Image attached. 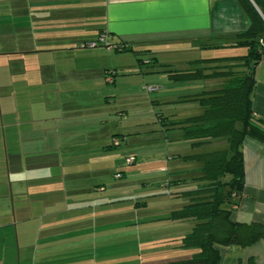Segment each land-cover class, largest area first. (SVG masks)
<instances>
[{"label":"crops","instance_id":"crops-1","mask_svg":"<svg viewBox=\"0 0 264 264\" xmlns=\"http://www.w3.org/2000/svg\"><path fill=\"white\" fill-rule=\"evenodd\" d=\"M248 25L234 0H0V264H168L179 261L181 250L193 254L181 246L193 223L169 216L187 205L180 197L190 203L203 188L201 172L198 188L182 194H150L164 185L153 184L137 196H116L113 191L131 183L105 182L108 152L122 148L136 157L148 138L142 127L148 111L144 119L140 112L128 119L133 132L107 128L116 113L124 119L129 111L118 92L125 84L117 70L126 71L119 53L130 52L124 47H143L141 55L152 52L146 47H163L165 54L142 60L159 69L150 73L159 76L153 104L194 102V117L200 107L192 97L224 81L206 75L247 54L235 43ZM101 32L123 49L87 48ZM196 70L198 78H169ZM255 81L252 112L264 120V56ZM186 118L155 113L153 119L162 133L178 130L174 141L180 142L183 130L176 124ZM227 148L225 139L212 140L194 155ZM241 151L244 189L230 219L264 225V145L245 138ZM218 251L220 264H264V240Z\"/></svg>","mask_w":264,"mask_h":264},{"label":"trees","instance_id":"trees-1","mask_svg":"<svg viewBox=\"0 0 264 264\" xmlns=\"http://www.w3.org/2000/svg\"><path fill=\"white\" fill-rule=\"evenodd\" d=\"M234 1L249 22L247 30L237 35L235 46L245 47L247 54L227 59V62L235 63L219 66L206 75L224 81L213 91L193 96L200 113L176 124L181 126L184 140L191 142L193 148L219 139H225L228 148L188 157L201 164L204 186L192 195L189 204L173 211L169 219L193 223L181 246L195 252L188 260L168 264H220L218 248H244L264 240V225L239 224L230 219L231 210L244 189L243 141L251 138L264 145V120L254 118L252 112L255 70L264 56V0ZM124 50L132 51L129 47ZM199 74L196 70L169 78L191 80Z\"/></svg>","mask_w":264,"mask_h":264},{"label":"rangeland","instance_id":"rangeland-1","mask_svg":"<svg viewBox=\"0 0 264 264\" xmlns=\"http://www.w3.org/2000/svg\"><path fill=\"white\" fill-rule=\"evenodd\" d=\"M146 48L151 50L153 53H158L160 55L165 54V50L163 49V47L157 45ZM131 50L132 51L130 52L119 53V55L122 56L120 59L126 60L123 62L126 66V71L117 70L118 75L116 74L117 77H123L119 78L121 79L119 82H123L125 86L120 87L118 89V92L120 93L121 98H126L125 101H127V103L129 104V106H127L129 108V111L126 110L127 117L124 119L120 118L121 116H118L119 114L116 113L114 121L108 124L107 128L111 132H118V134L120 132V134H124L128 130H133V126L127 124L128 119H136L138 112H140L142 119H144L146 118V113L148 111V119L145 123H142V127H145L147 130V145H143L144 147H142L140 151H134L136 153V157H134V153H131L122 148H114L110 150L108 152V155H106V161L108 162V166L110 167L106 171L105 177H107L105 182L109 185L113 183H120L123 181H128L129 183H131L130 188L127 190H123L122 192L113 191V194L115 193L116 196L119 194H130L132 196H137L142 192L141 189L145 187V185L155 186L153 184L164 185H162V189H158L159 191L149 189L150 191H148L150 192V194H154L157 192L182 194L195 190L200 185V182L198 181H200L199 176L201 167L196 160L188 157L193 156L196 153H201V150L193 148L189 141H174V138L179 133L178 130H170L169 132H166V134L160 132V126L153 118L155 116V113H161L164 115L171 114V116L177 119L191 117L198 110V105L194 102H190L187 104L183 103L180 105L153 104V102L157 100L156 98L160 94H158L157 91L154 93L147 92L146 87L154 86L152 84L156 82L155 77L159 76L152 74L150 75V73L159 69L156 66L142 64V60L149 61V59H151L148 57H144L145 55L152 58L156 56L152 54L151 51V53L149 54L141 55L140 51L143 50V47H132ZM135 52H138L137 56L135 55ZM161 58L165 57H159L158 62H160ZM134 66H137V68ZM216 69L218 68H213L211 70V73L216 71ZM114 75V72H112V75H110V78L112 80L115 77ZM126 78H128V80H126ZM107 86L109 89H112V85ZM142 86V92L144 94H141L137 89L141 88ZM129 94L132 97L131 101L130 99H128ZM116 103L118 106L120 102L117 100ZM136 103L137 105H135ZM112 110H115V107H112ZM120 120H123L124 123L121 124L119 122ZM117 129L118 131H115ZM142 131H144V129H142ZM132 143L134 144L135 142H131L130 144ZM128 158H133L134 160H136L135 163L131 165L127 164L126 160ZM117 174L123 175V178L117 180L115 178ZM177 179L180 180L179 185H176L174 183ZM167 182L170 183L169 188L165 186V183ZM148 188H151V186H149ZM161 196L162 195H149V199L158 198ZM188 198V196L184 195L180 197L179 200L181 202L187 201L188 204ZM152 203V200L149 201L151 209L154 206V204ZM191 254L192 253L189 250H181L179 257L180 259L178 260H188L191 258Z\"/></svg>","mask_w":264,"mask_h":264},{"label":"built area","instance_id":"built-area-1","mask_svg":"<svg viewBox=\"0 0 264 264\" xmlns=\"http://www.w3.org/2000/svg\"><path fill=\"white\" fill-rule=\"evenodd\" d=\"M108 39H109V35L107 34V32H101L97 38L90 42L89 44H87V48L89 49H95V48H98V47H102L104 49H106L107 51H111V50H116V51H121L123 49V47L121 46H113V45H110L109 42H108ZM112 75V73H107L106 77H105V81L107 83H112L113 80L110 78ZM146 90L147 92H150V93H154L158 90L157 87H146ZM113 144L114 145H118V140L117 139H114L113 140ZM126 163L131 165L134 163V159L133 158H128L126 160ZM121 176L120 175H116V178H120ZM235 208V207H234Z\"/></svg>","mask_w":264,"mask_h":264}]
</instances>
